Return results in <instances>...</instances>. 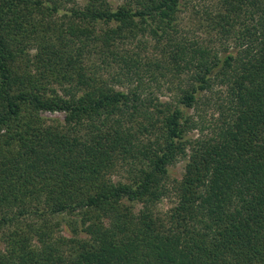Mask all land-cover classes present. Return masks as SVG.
<instances>
[{"label":"trees","instance_id":"obj_1","mask_svg":"<svg viewBox=\"0 0 264 264\" xmlns=\"http://www.w3.org/2000/svg\"><path fill=\"white\" fill-rule=\"evenodd\" d=\"M111 1L0 0V264H264V0Z\"/></svg>","mask_w":264,"mask_h":264},{"label":"rangeland","instance_id":"obj_2","mask_svg":"<svg viewBox=\"0 0 264 264\" xmlns=\"http://www.w3.org/2000/svg\"><path fill=\"white\" fill-rule=\"evenodd\" d=\"M111 2L113 4V7H115V5H117V4H120V2L118 0H112ZM183 17H184L183 18L184 25L182 23V27L185 29V31L194 30L195 27H197V23H196L197 20L195 17L191 18V15L189 13H185L183 15ZM202 35H203V33H202ZM125 49L131 50L134 48H133V46L128 45L127 47L125 46ZM44 116L48 119H60V120L63 119V115L60 113L45 114ZM208 118L209 117H207V119ZM195 134H196V132H194L192 135H195ZM183 165H184V163L182 161H180L176 165H174L173 167H170V172H171L172 177L179 178L182 175ZM170 206H171V203L169 202V200H164L161 204H159L158 209L161 210L162 212H164V211H167Z\"/></svg>","mask_w":264,"mask_h":264}]
</instances>
